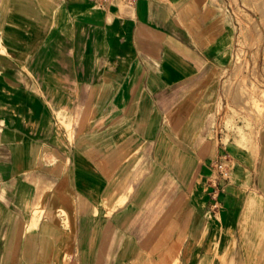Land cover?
Segmentation results:
<instances>
[{
  "label": "crops",
  "instance_id": "0c3cea01",
  "mask_svg": "<svg viewBox=\"0 0 264 264\" xmlns=\"http://www.w3.org/2000/svg\"><path fill=\"white\" fill-rule=\"evenodd\" d=\"M224 3L0 0V264H264V122L218 123Z\"/></svg>",
  "mask_w": 264,
  "mask_h": 264
},
{
  "label": "rangeland",
  "instance_id": "374dc122",
  "mask_svg": "<svg viewBox=\"0 0 264 264\" xmlns=\"http://www.w3.org/2000/svg\"><path fill=\"white\" fill-rule=\"evenodd\" d=\"M224 10L235 32L233 63L217 107L227 140L233 131L243 134L239 122L249 124L248 113L264 122V0H225Z\"/></svg>",
  "mask_w": 264,
  "mask_h": 264
},
{
  "label": "built area",
  "instance_id": "2783aa9c",
  "mask_svg": "<svg viewBox=\"0 0 264 264\" xmlns=\"http://www.w3.org/2000/svg\"><path fill=\"white\" fill-rule=\"evenodd\" d=\"M100 5H107L112 0H96ZM216 169V176H214L210 182L212 184V190L210 192L213 199H215L214 205L216 206L219 194L226 189L227 184L232 177V164L227 157L220 158L214 162Z\"/></svg>",
  "mask_w": 264,
  "mask_h": 264
},
{
  "label": "bare ground",
  "instance_id": "6f19581e",
  "mask_svg": "<svg viewBox=\"0 0 264 264\" xmlns=\"http://www.w3.org/2000/svg\"><path fill=\"white\" fill-rule=\"evenodd\" d=\"M121 201V200H120ZM122 202V201H121Z\"/></svg>",
  "mask_w": 264,
  "mask_h": 264
}]
</instances>
